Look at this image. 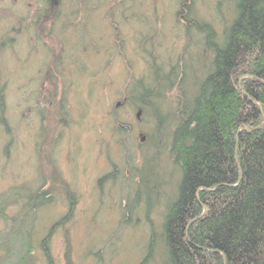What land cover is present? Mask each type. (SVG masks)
Masks as SVG:
<instances>
[{"label":"rangeland","instance_id":"rangeland-1","mask_svg":"<svg viewBox=\"0 0 264 264\" xmlns=\"http://www.w3.org/2000/svg\"><path fill=\"white\" fill-rule=\"evenodd\" d=\"M122 1V9L121 0H104L89 11L90 41L67 47L65 34L61 41L46 25L36 37L27 21L46 0H0V198L8 217H0V264H18L25 250L11 234L24 218L25 192L50 199L34 211L27 264L164 263L163 216L181 175L169 153L177 99L189 100L209 71L203 29L218 42L235 2L186 0L184 23L179 0ZM83 5L71 17L77 27L87 19ZM41 14L37 24L51 16ZM96 16L102 22L92 23ZM138 81L158 90V118L134 99ZM62 217L47 241L48 262L39 243Z\"/></svg>","mask_w":264,"mask_h":264},{"label":"trees","instance_id":"trees-1","mask_svg":"<svg viewBox=\"0 0 264 264\" xmlns=\"http://www.w3.org/2000/svg\"><path fill=\"white\" fill-rule=\"evenodd\" d=\"M52 1L42 3L46 8L37 9L33 18L27 20L37 33L35 36L42 37L40 27L47 25L49 34L54 32L61 41L65 34L67 47L70 44L84 47L90 41L88 13L94 16L95 8H100L104 0H85L86 3L58 0L56 8H51ZM185 1L179 0L180 7L175 13L184 23L191 21L185 14L188 10ZM233 1L235 14L218 42L210 26L203 29L205 45L213 55L209 71L189 100L180 96L177 99L169 153L181 175L175 197L163 216L161 228L166 249L163 264H264V0ZM82 2V7L88 8L87 19L77 27L71 17ZM124 3L121 0L116 5L122 9ZM66 4L72 7L63 9ZM40 14L51 16L37 24ZM22 21L27 22L25 17ZM94 21L102 22L98 16ZM74 29L82 33L79 40ZM153 79L155 85L160 81L157 76ZM139 82L132 91L135 94L137 87L143 91L134 99L143 101V107H149L158 118L159 106L155 108L152 101L154 97L157 99L158 90L152 95V88L145 89ZM146 96L150 98L143 100ZM1 110L0 101V122L5 126ZM45 194L25 192L22 197L24 218L11 231L25 249L23 253L19 249L15 255L18 264H27V257L31 256L33 215L35 209L50 202ZM14 195L18 198L20 193ZM6 199L0 198V217L8 219L2 207ZM65 217L52 224L40 240V249L48 262L50 232ZM6 246V256L14 257L15 252L10 254V246Z\"/></svg>","mask_w":264,"mask_h":264}]
</instances>
